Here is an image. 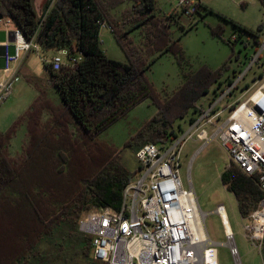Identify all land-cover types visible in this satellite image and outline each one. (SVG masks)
I'll return each instance as SVG.
<instances>
[{
  "label": "trees",
  "instance_id": "16d2710c",
  "mask_svg": "<svg viewBox=\"0 0 264 264\" xmlns=\"http://www.w3.org/2000/svg\"><path fill=\"white\" fill-rule=\"evenodd\" d=\"M34 1L0 0V15L25 40H33L43 56L64 48L82 58L57 71L47 65V86L57 102L48 97L46 86L25 78L37 96L7 132H0V264H31L37 246L62 227L80 240L87 264H101L91 258L90 238L77 231L78 220L90 210L117 211L135 172L124 168L115 150L97 137L150 99L156 114L138 131V140L125 147L135 151L146 143L164 144L181 129L174 126L176 120L193 114L223 68L185 72L183 84L171 96H161L146 73L163 53L171 54L178 66L184 63L169 30L179 17L174 12L157 18L153 0H46L40 11ZM124 1L132 2L131 9L115 15L113 9ZM102 25L125 63L105 56L98 38ZM20 125L26 129V145L12 158L8 147ZM220 182L233 194L242 219L263 197L255 180L234 166L225 168ZM260 250L264 255V233Z\"/></svg>",
  "mask_w": 264,
  "mask_h": 264
},
{
  "label": "built area",
  "instance_id": "2783aa9c",
  "mask_svg": "<svg viewBox=\"0 0 264 264\" xmlns=\"http://www.w3.org/2000/svg\"><path fill=\"white\" fill-rule=\"evenodd\" d=\"M199 0H177L176 15L190 18ZM8 32L10 20H1ZM13 41L3 45L0 104L11 94L23 54L40 53L33 40H25L13 29ZM264 52V43L243 71L217 84L206 103L189 115L184 129L162 145L146 143L134 152L140 174L122 191L117 211L98 209L84 213L77 231L90 238L91 258L101 264H217L216 249L206 233L207 214L198 207L191 187L184 188L179 177L181 152L192 139L202 148L216 140L227 155L228 166L254 179L263 197L245 220V238L261 249L264 233V71L252 86L242 84L253 64ZM81 55L67 49L56 51L46 62L53 71L73 67ZM242 89V91H241ZM236 91L242 92L233 99ZM232 100V101H231ZM214 213L220 219L224 246L233 264H241L231 231H227L224 207ZM258 226V227H257ZM257 228V229H256ZM259 230V233L256 232Z\"/></svg>",
  "mask_w": 264,
  "mask_h": 264
},
{
  "label": "rangeland",
  "instance_id": "374dc122",
  "mask_svg": "<svg viewBox=\"0 0 264 264\" xmlns=\"http://www.w3.org/2000/svg\"><path fill=\"white\" fill-rule=\"evenodd\" d=\"M38 0H36L35 5ZM157 18L179 11L177 0H153ZM131 1H124L113 9L119 15L131 9ZM169 26L171 37L180 46L184 63L178 66L173 56L163 53L149 65L147 76L156 92L161 96H171L183 84V74L196 72L206 66L211 72L223 68L221 76L209 92L203 96L197 106L204 105L212 95L217 84L223 83L233 73L243 71L253 59L258 48L264 43V0H199V5L190 18L180 16ZM213 32H218L217 35ZM107 58L125 63V57L106 27L101 29L99 38ZM50 53H31L26 69L34 77H41L45 70V59ZM264 71V52L253 64L242 84L252 86L256 77ZM39 79V78H38ZM36 80L39 84V80ZM48 97L58 101L54 90L48 88ZM40 86H42L40 84ZM242 91V89H241ZM242 92L236 91L233 99ZM37 93L29 85L25 77L17 79L9 97L0 104V132H7L14 122L24 114L36 98ZM231 100V101H232ZM157 112L150 99H145L124 116L102 131L98 141L108 145L118 154L119 161L137 178L140 170L134 159V152L125 147L134 138L141 127ZM176 120L174 126L186 127L185 120ZM47 117L44 116L43 120ZM202 142L195 139L187 141L181 152L179 177L184 188L191 187L204 219L206 233L216 249L217 264H233L225 244L223 228L214 210L222 205L225 210L228 227L233 235L241 264H264L262 250L253 247L245 238L242 219L238 213L233 194L227 192L220 182V175L228 167L229 160L216 140H211L202 148ZM26 145V129L24 125L16 128L12 136L8 154L17 158ZM92 211V210H90ZM89 212V211H88ZM80 238V237H79ZM61 243V247L57 245ZM79 239L69 237L67 228L56 231L52 239L42 241L36 248L38 256L31 264H87L81 252Z\"/></svg>",
  "mask_w": 264,
  "mask_h": 264
},
{
  "label": "crops",
  "instance_id": "0c3cea01",
  "mask_svg": "<svg viewBox=\"0 0 264 264\" xmlns=\"http://www.w3.org/2000/svg\"><path fill=\"white\" fill-rule=\"evenodd\" d=\"M46 0H38L37 4L35 5L36 3V0H35V3H34V6H35V9L37 11H40L43 4L45 3ZM105 28L109 31L108 27L105 26V25H102L99 29V33H98V38H100L101 36V29L102 28ZM14 29V27L12 26V24L9 26L8 28V32L4 30L3 28V22L0 23V78H2V74H1V69L3 67V55H4V48H3V45L5 43H7L9 46H8V53L9 54H12L13 53V48L10 46V36L9 34L11 33V31ZM110 32V31H109ZM111 34V33H110ZM100 40V39H99ZM102 48V46H101ZM103 50V48H102ZM105 56L107 57L106 55V52L103 50ZM36 54H39V53H36ZM52 56V54H51ZM31 57V53H26V54H23L22 56V59H21V62L20 64L18 65V68H17V76L18 78H20V76L22 77H25V78H34V79H38L39 80V84H41L42 86H45V82L49 84V70L47 68V59H45V70L44 72L41 74V77H34L32 76L31 73L28 72V70L26 69V66L28 64V60L30 59ZM51 58V57H50Z\"/></svg>",
  "mask_w": 264,
  "mask_h": 264
},
{
  "label": "water",
  "instance_id": "95a60500",
  "mask_svg": "<svg viewBox=\"0 0 264 264\" xmlns=\"http://www.w3.org/2000/svg\"><path fill=\"white\" fill-rule=\"evenodd\" d=\"M1 20H3L2 15H0V21ZM9 36H10V42H12L13 41V34H12V32L9 34Z\"/></svg>",
  "mask_w": 264,
  "mask_h": 264
},
{
  "label": "bare ground",
  "instance_id": "6f19581e",
  "mask_svg": "<svg viewBox=\"0 0 264 264\" xmlns=\"http://www.w3.org/2000/svg\"><path fill=\"white\" fill-rule=\"evenodd\" d=\"M257 227H258V226H257ZM225 228H226L227 231L230 230L229 227H228V224H226V223H225ZM256 229H257V228H256ZM256 232L259 233V230H256Z\"/></svg>",
  "mask_w": 264,
  "mask_h": 264
}]
</instances>
